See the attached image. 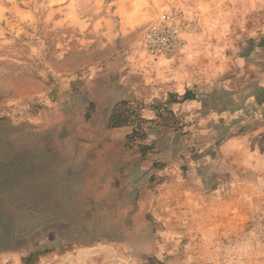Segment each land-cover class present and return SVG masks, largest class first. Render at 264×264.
Returning a JSON list of instances; mask_svg holds the SVG:
<instances>
[{"label": "rangeland", "instance_id": "374dc122", "mask_svg": "<svg viewBox=\"0 0 264 264\" xmlns=\"http://www.w3.org/2000/svg\"><path fill=\"white\" fill-rule=\"evenodd\" d=\"M125 1L102 34L62 21L92 0H0V264H264V0ZM171 13L184 44L150 56ZM131 58L186 88L106 129Z\"/></svg>", "mask_w": 264, "mask_h": 264}, {"label": "crops", "instance_id": "0c3cea01", "mask_svg": "<svg viewBox=\"0 0 264 264\" xmlns=\"http://www.w3.org/2000/svg\"><path fill=\"white\" fill-rule=\"evenodd\" d=\"M125 2V0H92L90 3L94 9L91 16L79 18L78 15L74 16L67 12L63 13L66 17L62 18V21L68 25V28L69 26L78 28L82 33L91 31L106 34V29L107 33H111L115 31L114 16L118 12L123 11L122 7L126 4ZM158 3L160 4V0H158ZM69 6L70 4L66 8ZM101 6L104 7L103 10L100 8ZM214 30L210 29L211 32H214ZM131 60L132 62L128 63L126 71L121 73L123 76L125 75L124 77L120 75L119 77L116 76L110 79L105 78L103 83L105 87L104 101L96 109L92 117L100 118L102 121L101 125L105 126L106 129H108L113 109L118 103L135 99L139 100L143 96L142 94L149 95V101H160L164 96L169 95V93H181L186 88V85H183L179 79L177 80L176 77L161 71L162 69H160L159 75H155V73L151 72L153 68L149 67L147 63L139 59L134 60V58H131ZM150 114L149 111H146V115ZM123 131L125 135L128 133L127 129ZM114 132L117 131H111V133Z\"/></svg>", "mask_w": 264, "mask_h": 264}, {"label": "built area", "instance_id": "2783aa9c", "mask_svg": "<svg viewBox=\"0 0 264 264\" xmlns=\"http://www.w3.org/2000/svg\"><path fill=\"white\" fill-rule=\"evenodd\" d=\"M191 25L178 13L167 14L157 20L146 32L145 48L153 57L174 56L183 46V37Z\"/></svg>", "mask_w": 264, "mask_h": 264}, {"label": "trees", "instance_id": "16d2710c", "mask_svg": "<svg viewBox=\"0 0 264 264\" xmlns=\"http://www.w3.org/2000/svg\"><path fill=\"white\" fill-rule=\"evenodd\" d=\"M126 104L127 102H121L114 108L113 114L110 118V127L118 128L127 125L128 121L122 120L121 118L123 117L121 116L122 114L120 113L121 107L125 106Z\"/></svg>", "mask_w": 264, "mask_h": 264}]
</instances>
